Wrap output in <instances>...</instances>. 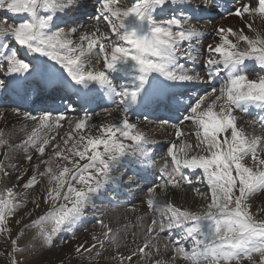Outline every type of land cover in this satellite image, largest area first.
<instances>
[{"label":"snow or ice","instance_id":"1","mask_svg":"<svg viewBox=\"0 0 264 264\" xmlns=\"http://www.w3.org/2000/svg\"><path fill=\"white\" fill-rule=\"evenodd\" d=\"M96 4V25L102 22L107 31L78 26L83 14H73L87 7L83 0H0V90L25 100L29 93L39 97L48 89L76 97L65 112H23L34 126L19 143L0 130V183L14 181L0 187V237L11 248L10 264H21L17 252L25 251L19 247L24 233L13 237L11 221L20 216L15 223H23L27 190L42 180L47 183L42 198L30 201L34 209L49 205L31 221L40 247L51 246L113 182L129 189L139 186L144 178L139 165L151 158L154 141L139 119H132L135 111H142L144 121L149 114L169 113L157 117L159 126L175 129L176 141L163 146L164 183L148 187L144 200L153 218L141 243L126 255L119 251L120 230L103 219L97 220L101 232L92 236L93 243H81L75 252L100 256V250L116 246L111 259L118 264L142 258L148 264H264V200L253 210L264 198V115L241 122L252 109L264 113V32L254 27L257 20L264 23V0H238L227 16L244 27L216 26L202 61L201 21L213 12L223 17L219 0ZM41 57L52 62L51 68L43 66ZM253 74L256 78H250ZM218 80L223 83L216 87ZM203 83L210 87L189 96L187 104L183 98L188 93L175 91L178 86L196 91ZM66 112L76 115L69 118ZM64 122L68 131L61 135ZM185 122L193 125L191 132L183 130ZM189 136H195V143ZM125 165L117 181L115 173ZM196 183L206 186V203L198 208L175 203V190ZM162 237L168 238L165 250L171 245L167 258L160 255ZM32 264L41 261L33 258Z\"/></svg>","mask_w":264,"mask_h":264},{"label":"rangeland","instance_id":"2","mask_svg":"<svg viewBox=\"0 0 264 264\" xmlns=\"http://www.w3.org/2000/svg\"><path fill=\"white\" fill-rule=\"evenodd\" d=\"M120 2H121V6L124 7L128 6L129 4V0H120ZM83 3L86 4L87 7L86 8L81 7L77 13L73 14V16L76 18H78L81 14H83V18H86L85 20H81L80 25L78 26L81 27L83 31H88L92 29L94 26L100 27L102 31H107V29L105 28L102 22L99 25H96V21L94 19V9L98 5L96 3H92L90 0H83ZM236 3H238V0H236V2H233V5H235ZM228 18L229 16H227V13L224 14V16L222 17L221 15H217L216 12H213L209 14L205 20L201 21L202 30L205 32V38L202 39V43L200 46L202 50L201 61L204 58H206L205 55L206 45L212 43L213 38L215 37L214 35L215 33L213 29L216 26L223 25L220 23L221 20L220 21L217 20L218 19L227 20ZM231 19L225 21V23L227 25L233 24ZM234 19H236L235 20L236 24H234L233 26L234 28L244 27L243 23L239 19H237L236 17H234ZM85 21H88V23H84ZM61 26L63 27V25ZM254 27L257 30L264 32V23L260 22L259 20H257ZM245 31L246 34L253 35V33L248 32L247 29ZM241 46L243 47L244 45L242 44ZM40 59L41 61H43V63L44 62L46 63L44 67L51 68L52 66L51 61H47L46 58L43 57H41ZM100 66L101 65H97V67ZM200 72L201 75L205 74L203 68L201 69ZM250 78H256V74H253L252 76H250ZM242 120H243L242 122L246 120L245 115H242ZM247 120H252V119H247ZM11 125L13 127V132H11L10 127L7 126H5L3 131L7 133L6 135L11 136V139L16 143H17L16 140H18L19 137L24 136L25 132L27 130L29 131L30 129V126H25L24 128L17 127V125L14 124L13 122L11 123ZM189 128H192V126H189ZM67 131H68V124L67 122H64V127L59 129V132L61 135H64ZM255 131L257 134L261 133L262 130L260 129L259 125H256ZM189 138H193L195 140V136H189ZM164 154H166L165 149H164ZM25 166L27 167L28 165ZM12 182L14 181H10L8 178H5L3 182L0 183V187H3L5 185H10ZM46 186H47L46 180H42L41 183L38 184L34 189L27 190L28 202L26 204V207L21 210L23 223L22 224L15 223V220L19 219L20 216L14 217L11 221L13 237L17 236L18 231H23L24 233L22 237H19V247L25 249V251L22 255L19 252H17V255L21 260V264H32L33 258H36L39 261H41V264H118V261H114L111 259V256L116 254L117 251L116 246H110L106 250H100L101 251L100 256H96L95 251H93L91 255H89L88 253H84L83 255H80L75 252V248L81 243H87L89 245L93 243L91 239L92 236L99 235L101 232V226L97 223V220L103 219L105 223L110 224V226H112L114 229L120 230L122 239L119 242V251L126 255L129 250H134L136 245L141 243L143 239L142 238L143 232L147 224L143 223L142 221L144 219H147L149 222V220L153 218L152 210L148 209L146 204L144 203V200L141 199L138 200V201L141 200V202H143L142 208H140V210L137 209L138 208L137 203L136 204L134 203V207L136 208L135 210H130L127 208L107 210L103 202L100 201V203L98 204L96 201L92 200V203L85 210L84 216H82L79 220H77L74 224H72L71 227L66 228V230L59 233L54 238L53 244L51 246L44 245L43 247H40L37 244V242L33 240V236L36 233L37 229L31 227V221L33 219H36L37 216L43 215L47 211V208L46 206L42 205L41 208L34 209V206L31 204L30 201L33 198H38V199L42 198ZM182 188L186 189V191L188 192L191 191V193H194L193 196L196 199V205H195L196 208H198L201 204L207 202L206 201L207 188L205 185L196 183V186L194 188H190L188 185H184ZM195 188H199L201 193H204L205 196L198 195L197 192L194 190ZM145 191L146 188L142 189V194L138 195V197L145 195ZM262 200H264V198H261V200L257 201V204H254L253 210H255V208L258 205H261ZM180 202L181 201L178 202L175 201V203L177 204H179ZM189 206L192 205L190 204ZM91 212L92 214L90 215ZM26 213H30V214H26ZM131 213H134V218L133 220L130 221ZM157 215H159V212H157ZM141 217H143V220L140 219ZM23 224H28L29 227L27 229H24ZM125 225H127L126 229L124 227ZM133 233H135V236H133ZM167 239H168L167 237H162L159 242L161 246V250L164 252V254L161 256L163 258H167L171 249L170 245H169V249L166 251L163 247V245L167 243L166 242ZM133 240H135V243L132 242ZM130 241L132 243H129ZM34 244H36V247H31V245ZM128 244H130V247L123 251V247H125V245ZM10 252H11V248L9 246V243L6 242V238L0 237V264H10V257L9 255H7V253ZM136 264H148V260L142 258L141 260L136 261Z\"/></svg>","mask_w":264,"mask_h":264},{"label":"bare ground","instance_id":"3","mask_svg":"<svg viewBox=\"0 0 264 264\" xmlns=\"http://www.w3.org/2000/svg\"><path fill=\"white\" fill-rule=\"evenodd\" d=\"M232 18V19H231ZM231 19V21L233 22V24H226L225 21ZM238 19V18H237ZM221 20V21H220ZM227 20H222V19H218L217 21H220L221 24H223V26L225 27H228V26H234V24H236L235 20L234 19V16H231L229 17ZM210 33V32H209ZM215 35V34H214ZM203 84H199L198 87L202 86ZM189 90H192V88H189ZM193 91V90H192ZM193 94V93H192ZM133 119V118H132ZM133 120H136V119H133ZM16 121V122H14ZM28 120H25L22 116H16L12 113H4L1 117H0V130L1 128L3 129L4 126H8L10 127V131L13 132V127L11 125V123L13 122L14 124L17 125V127H21L22 125H27L28 123L30 122H27ZM242 122V121H241ZM243 123V122H242ZM140 124H141V127H142V130L145 131V133H147L149 135V133L151 132V130H154V137L157 139V141L155 142H158L160 144L159 146V149L162 150L163 146L164 145H167L170 141H174V132H175V129L172 128V127H167V128H161L159 126V124L157 125H152L153 123L152 122H146V121H140ZM245 127H247V124H245ZM28 131V130H27ZM258 131V130H257ZM24 132V131H23ZM260 134V133H259ZM150 137V135H149ZM24 138V136H21L18 138L17 140V143L20 142V139ZM151 138V137H150ZM192 143H195L194 139L193 138H189L187 137ZM160 156V155H159ZM163 161V160H161ZM156 163L158 166H161L160 165V162L158 160V157L156 158ZM142 177H144L143 179L141 180H145L146 178V175H142ZM162 180H160L161 182ZM158 183V182H157ZM134 192H137L139 194H142V186L139 184V186H133L131 188ZM178 192V195L174 198V201H181L179 204L182 205V206H186V207H189V208H196L195 205H196V199L195 197L193 196L194 193H191L186 191V189H183L181 188L180 190H175ZM146 195H147V191H145V195H142V196H139L137 197V204H138V208H142V204L143 202H141V200H145L146 198ZM199 197V196H198ZM205 198V197H204ZM139 199H141L140 201H138ZM192 205V206H189V205ZM123 212V211H122ZM134 218V213H131L130 215V221L133 220ZM143 223L147 224L148 220L147 219H144L142 221ZM141 230V229H140ZM142 237V236H141ZM143 238V237H142ZM141 238V239H142ZM129 243H132L131 241ZM130 247V244L127 245V247H123V251L126 250L127 248ZM166 251V250H165ZM168 252V251H167ZM164 254V252L161 250V253L160 255L162 256Z\"/></svg>","mask_w":264,"mask_h":264}]
</instances>
